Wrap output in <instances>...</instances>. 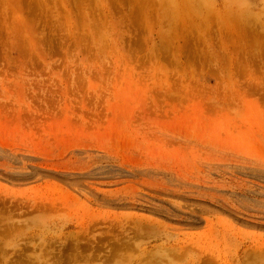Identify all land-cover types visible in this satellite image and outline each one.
I'll return each instance as SVG.
<instances>
[{"label":"rangeland","instance_id":"1","mask_svg":"<svg viewBox=\"0 0 264 264\" xmlns=\"http://www.w3.org/2000/svg\"><path fill=\"white\" fill-rule=\"evenodd\" d=\"M0 264H264V0H0Z\"/></svg>","mask_w":264,"mask_h":264}]
</instances>
